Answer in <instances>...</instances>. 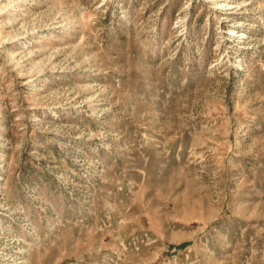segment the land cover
<instances>
[{"label": "rangeland", "instance_id": "374dc122", "mask_svg": "<svg viewBox=\"0 0 264 264\" xmlns=\"http://www.w3.org/2000/svg\"><path fill=\"white\" fill-rule=\"evenodd\" d=\"M0 264H264V0H0Z\"/></svg>", "mask_w": 264, "mask_h": 264}]
</instances>
